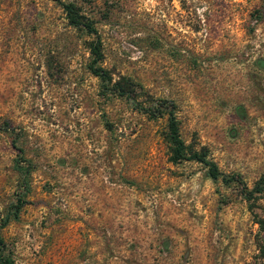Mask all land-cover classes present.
<instances>
[{
	"label": "rangeland",
	"instance_id": "1",
	"mask_svg": "<svg viewBox=\"0 0 264 264\" xmlns=\"http://www.w3.org/2000/svg\"><path fill=\"white\" fill-rule=\"evenodd\" d=\"M60 2L133 101L88 71L94 35ZM156 99L223 174L264 177V0H0V216L25 201L0 228L13 264H264V193L248 205L171 162L166 114L141 110Z\"/></svg>",
	"mask_w": 264,
	"mask_h": 264
},
{
	"label": "trees",
	"instance_id": "2",
	"mask_svg": "<svg viewBox=\"0 0 264 264\" xmlns=\"http://www.w3.org/2000/svg\"><path fill=\"white\" fill-rule=\"evenodd\" d=\"M64 11L65 17L69 25L73 27H82L90 34L94 35V39L88 47L91 56L86 68L88 71L99 78L102 82V88L108 92H112V87L117 95L123 96L126 99L133 101L132 93L123 88V85L118 81L111 82V77L98 63L101 60V50L99 37L89 21H87L77 10L73 3H59ZM110 86L111 88L107 87ZM174 103L168 99H156L151 107L141 108L142 112L149 117H159L163 113L166 114V137L169 142V160L171 162H180L183 160H193L203 166L205 175L213 181L219 180L226 187H239V195L242 199L252 205L259 195L264 193V177L256 179L251 187L242 181L239 174H223L217 167L216 163L206 156L203 149L192 150L188 145H185L181 140L178 132V121L175 116ZM20 152V149H18ZM25 203L21 194H15L14 201L8 203L4 215L0 216V228L3 227L9 219H15ZM261 224V220L258 219ZM0 264H13L9 251L5 250V244L0 236Z\"/></svg>",
	"mask_w": 264,
	"mask_h": 264
}]
</instances>
